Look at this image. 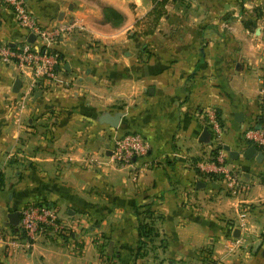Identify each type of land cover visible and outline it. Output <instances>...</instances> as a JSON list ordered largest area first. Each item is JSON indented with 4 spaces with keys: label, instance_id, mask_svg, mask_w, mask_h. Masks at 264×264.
<instances>
[{
    "label": "crops",
    "instance_id": "crops-1",
    "mask_svg": "<svg viewBox=\"0 0 264 264\" xmlns=\"http://www.w3.org/2000/svg\"><path fill=\"white\" fill-rule=\"evenodd\" d=\"M25 2L42 25L73 30L32 96L30 70L0 60V264H264V156L242 154L264 124V0H166L158 16L156 0ZM25 35L0 4V43ZM209 110L239 152L227 151L250 186L240 195L200 169ZM105 113L122 114L117 128ZM124 132L150 144L131 165L111 153ZM35 201L57 210L62 234L17 235L9 215ZM140 220L156 231L142 241Z\"/></svg>",
    "mask_w": 264,
    "mask_h": 264
},
{
    "label": "built area",
    "instance_id": "built-area-1",
    "mask_svg": "<svg viewBox=\"0 0 264 264\" xmlns=\"http://www.w3.org/2000/svg\"><path fill=\"white\" fill-rule=\"evenodd\" d=\"M0 4L11 10L17 24L26 32L25 38L17 46L0 43V60L4 64L15 63L20 68L30 70L29 82L25 85L23 97L32 96L44 82L57 77L59 54L52 49V45L71 32L72 25L62 23L42 25L28 8L25 0H0ZM30 35L34 37V41L28 40ZM206 119L212 149L210 159L201 163L200 169L207 178L220 179L229 194L245 193L250 186L242 182L239 171L228 163V153L222 141L223 126L218 114L215 110H209L206 112ZM245 137L252 145L257 146L264 156V124L258 129H247ZM111 147L112 156L118 163L131 165L134 159L143 158L148 154L150 144L137 132H124L113 136ZM245 213L240 212V216L243 218ZM65 226L51 204L46 201H35L21 207L15 229L18 236L32 239L47 231L62 234ZM241 226L245 227L244 222Z\"/></svg>",
    "mask_w": 264,
    "mask_h": 264
},
{
    "label": "water",
    "instance_id": "water-1",
    "mask_svg": "<svg viewBox=\"0 0 264 264\" xmlns=\"http://www.w3.org/2000/svg\"><path fill=\"white\" fill-rule=\"evenodd\" d=\"M28 40L29 41H33L34 40V37L32 35H30L28 37ZM20 81L19 80H16L14 82V86H13V89L15 91H17L20 87ZM121 116L122 114L121 113H115V114H110V113H105L102 115V117L100 118V120L102 122H105L107 124H109L110 126L114 127V128H117L119 123H120V119H121ZM209 138V132L207 129H205L202 133V136H201V140H208ZM225 150L228 151L229 153V156L233 159H236L239 155V152L238 151H233V150H230L229 146H225ZM243 156L245 158H251L253 156L256 157L257 160L261 161L263 159V154L261 152H257L256 148L254 145H250V147L242 153ZM9 219H10V223L14 226H16L18 224V220H19V213L18 212H15V213H12L9 215Z\"/></svg>",
    "mask_w": 264,
    "mask_h": 264
},
{
    "label": "trees",
    "instance_id": "trees-1",
    "mask_svg": "<svg viewBox=\"0 0 264 264\" xmlns=\"http://www.w3.org/2000/svg\"><path fill=\"white\" fill-rule=\"evenodd\" d=\"M166 3V0H156V5L154 8V14L156 16L161 14V8L164 7ZM110 12V14H114L116 16V18L120 19V16L117 15L115 12H113L112 10H105V15L106 17H109L108 13ZM144 215V219L150 218L152 216V213L149 209H145L141 211ZM147 217V218H145ZM155 228L153 227V224L151 223V221H146V220H140L139 225H138V234H139V238L140 241H142L141 239L153 236L155 234Z\"/></svg>",
    "mask_w": 264,
    "mask_h": 264
}]
</instances>
